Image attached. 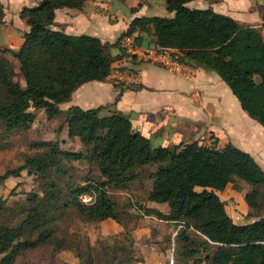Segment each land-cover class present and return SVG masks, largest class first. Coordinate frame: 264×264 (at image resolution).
Wrapping results in <instances>:
<instances>
[{"label": "trees", "instance_id": "obj_1", "mask_svg": "<svg viewBox=\"0 0 264 264\" xmlns=\"http://www.w3.org/2000/svg\"><path fill=\"white\" fill-rule=\"evenodd\" d=\"M84 1L38 0L22 6L19 15L28 25L23 41L16 49H2L17 59L26 82L23 87L14 80L8 59L0 57V124L5 131L29 128L35 119L31 107L43 108L48 117L64 112L69 136L83 142L85 149L35 140L33 153L0 174L1 185L26 169L28 174L39 176L43 185L41 196L34 193L29 197L31 202L18 223L0 222V264H16L22 250L54 243L56 226L52 220L67 210L74 209L90 221L117 217L116 202L107 187H126L137 177L136 167L152 162L158 166L151 174L147 199L168 203L169 211L154 213L180 225L174 239L181 244L177 254L186 260L184 264H202L204 260L209 264H264V214L237 223L217 192L236 177L251 185L245 194L248 206L261 205L264 169L248 151L232 142L221 147L198 140L152 145L150 138L132 129L130 118L120 112L101 114L100 106L73 104L65 110L58 106L83 83L107 78L114 61L127 55L121 39L132 35L139 46L173 47L181 61L214 70L247 114L264 128V38L260 31L211 7H190L186 5L189 0H165L167 11L173 12L169 16H134L113 42L52 27L57 8L81 7ZM112 47H118V53L112 54ZM74 160L94 162L102 178L88 176L83 184L69 185L63 198L55 178L69 176L64 162ZM85 189L96 191L94 203L78 200ZM4 208L8 207L0 196V211ZM191 229L203 240L197 242ZM206 245L212 246L211 252ZM201 250L205 251L203 257Z\"/></svg>", "mask_w": 264, "mask_h": 264}, {"label": "crops", "instance_id": "obj_2", "mask_svg": "<svg viewBox=\"0 0 264 264\" xmlns=\"http://www.w3.org/2000/svg\"><path fill=\"white\" fill-rule=\"evenodd\" d=\"M37 2L38 0H0L1 19L5 24L9 22L23 27L26 23L19 15L22 6ZM145 3L146 1L140 2ZM186 5L211 7L217 12L230 15L239 23L258 29L264 38V0H189ZM110 6L109 0H86L81 7L57 8L52 27L73 34H100V37L97 36L102 41L113 42L134 16L155 14H150L148 10L146 14L132 11L127 21L123 22V27L117 31L115 24L110 22L116 21L118 15L111 13ZM157 14L169 16L173 12L167 11L164 3L163 9H158ZM26 30L28 28L24 31ZM108 33L109 36H106ZM101 36L109 38L103 39ZM22 41L23 37L20 44ZM171 48L177 51L176 48ZM118 51V47L110 49L112 54ZM118 58L107 78L83 83L73 91L69 100L59 103L61 110L73 104L82 108L100 106L101 114L121 110L130 118L132 129L149 138L152 135L170 145L198 140L221 147L232 142L248 151L264 169L263 126L247 114L229 86L214 70L194 66L193 74L184 76L142 57L123 55ZM231 184L232 181L225 190ZM223 191L217 192L225 201L221 194ZM246 192L244 191L243 198ZM143 209H139L141 222L135 224L137 217L133 216L135 218L130 219L131 226L128 230L119 218L114 220L113 217H107L91 221L95 224L87 232L88 241L85 242L84 251L81 246V264L88 261H91L90 264H174V254L181 247L174 239L178 228L173 225V221L159 218L154 213L156 210L169 211L167 202L147 199ZM148 217L162 225L167 234L153 235L149 234V230L144 232L143 222ZM123 234L122 247L112 251L109 259L98 260L95 247L99 239Z\"/></svg>", "mask_w": 264, "mask_h": 264}, {"label": "rangeland", "instance_id": "obj_3", "mask_svg": "<svg viewBox=\"0 0 264 264\" xmlns=\"http://www.w3.org/2000/svg\"><path fill=\"white\" fill-rule=\"evenodd\" d=\"M109 1L111 2V13L118 15L116 21L110 22V24H115L114 28L117 31H120L123 27V22L125 23L127 21L132 11L146 14V10H148L150 14H157L158 9L162 10L165 3V0ZM145 1V4H140V2L144 3ZM1 12L2 8L0 5V57H6L8 59L14 71L12 78L24 87L26 82L19 69L17 59L11 52H5L2 49L4 47L18 48L24 30L28 27L24 23L23 27L9 22L5 24L1 19ZM101 27L104 28L102 25ZM97 35L100 37V34ZM106 36H109V33ZM106 36L101 37L103 39L109 38ZM30 109L35 113V119L29 128L5 131L3 125L0 124V174L8 168L20 165L27 154L33 153L35 148L31 144L35 140L55 141L63 148L68 149H85L82 146L84 143L78 138L74 136L68 137L69 133L66 129L65 113L61 112L54 117H48L43 108L31 107ZM118 111L125 114L121 110ZM150 137L152 145H170L160 139L154 138L152 135ZM64 165L68 168L69 176L55 178L58 190L63 198L66 197L69 185L76 183L83 184L85 183V178L88 176L93 179L102 178L99 168L92 161L74 160L64 162ZM157 166L158 163L152 162L136 167L135 170L138 172L137 177L124 188L113 185L107 187L109 196L116 202L115 211L117 217H113V219H121L124 222L126 230L130 228V219L135 218L133 216L137 217L134 223L139 224L141 219L139 218V214H141L139 213V209L141 211L144 210V202L147 200V194L152 187L153 176L151 174ZM247 188L250 189L251 185L233 177L231 186L226 190L224 189L221 193L225 199L227 210L231 212L233 221L237 223L251 221L257 216L264 214V197L259 196V200L261 201L260 206H248L245 198H243L244 191H249ZM34 193L39 196L43 194L42 181L39 176L28 174L26 169L22 170L19 176H11L5 179L0 185V196L5 199L8 208L0 211V222L18 223L26 213L29 201L31 202L29 197ZM20 207L24 209L21 208V211L18 210ZM52 221L56 226L54 232L56 239L53 240L54 243H45L34 248L22 250L16 256V264H81V246L84 251L85 242L88 241L87 232L91 230L95 223L90 220H85L74 209L67 210L63 216L57 217ZM175 226L179 228L177 224ZM143 227L144 232L149 230V234H167L164 233L165 228L155 223L152 217H148V220L143 222ZM190 231L192 235H197L195 236L197 242L203 240V237L198 235L200 233L192 232V229ZM126 234L129 233L127 232ZM124 236L125 234L105 236L99 239L98 245L95 247L97 259L101 261L109 259L112 251L116 250L117 247H122ZM153 237L156 238V236ZM59 244L61 247H55V245ZM206 247L208 252H211L212 246L206 245ZM204 253L205 251L201 250L200 255L203 257ZM176 254L177 252L174 254V257ZM174 257V264H184L186 261L185 259H180L179 255L176 256V259ZM202 264H209V262L204 260Z\"/></svg>", "mask_w": 264, "mask_h": 264}, {"label": "built area", "instance_id": "obj_4", "mask_svg": "<svg viewBox=\"0 0 264 264\" xmlns=\"http://www.w3.org/2000/svg\"><path fill=\"white\" fill-rule=\"evenodd\" d=\"M121 46L128 56L142 57L158 62L184 76H191L193 74L194 66L181 61L177 51L171 47H142L135 43L132 35H125L121 39ZM78 200L83 204H92L96 200V191L94 189H85L78 194Z\"/></svg>", "mask_w": 264, "mask_h": 264}]
</instances>
